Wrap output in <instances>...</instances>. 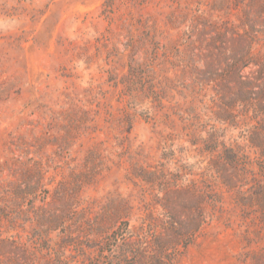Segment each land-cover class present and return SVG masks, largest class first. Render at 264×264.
<instances>
[{
	"label": "rangeland",
	"instance_id": "rangeland-1",
	"mask_svg": "<svg viewBox=\"0 0 264 264\" xmlns=\"http://www.w3.org/2000/svg\"><path fill=\"white\" fill-rule=\"evenodd\" d=\"M245 17L264 62V0H0V264H75L49 231L74 188L90 238L202 215L172 264H264V134L223 103Z\"/></svg>",
	"mask_w": 264,
	"mask_h": 264
},
{
	"label": "trees",
	"instance_id": "trees-1",
	"mask_svg": "<svg viewBox=\"0 0 264 264\" xmlns=\"http://www.w3.org/2000/svg\"><path fill=\"white\" fill-rule=\"evenodd\" d=\"M245 20L249 29L244 30L243 33H237L236 37L227 38L232 44L235 42L234 40H238V43L232 46L226 70L222 74L237 82V90L230 95L228 101L224 100L223 103L229 109V114H232L233 107L238 102L243 103V112L246 117L249 115V109H252V117L258 121L256 128H259L264 134V62H261L260 56L254 53V44L257 39L256 22L250 21L248 17H245ZM216 38L226 39L224 33L221 32ZM188 58L192 59L191 56ZM192 69L201 72L202 77L207 80H214L213 75L217 73L212 61L208 62L204 69H200L196 64ZM247 69L249 72H246ZM225 87L231 91L227 85ZM247 105H252L255 108H247ZM251 144L253 145L255 142ZM256 147L258 146L256 145ZM228 153L234 155L232 152ZM232 159L233 156H228L229 161ZM37 166L35 165V168ZM42 176L43 174L37 170L36 187L28 186L34 191L26 192L19 189L17 193L20 198L35 197L42 187L40 185ZM74 189L62 193L69 203L63 212L53 214L52 228L49 230L59 229L63 230L65 234L66 244L57 251V263L63 261L65 248L73 247L80 257H71L75 264H172L176 257L190 246L206 223L202 215H199L196 220L190 221L181 220V218H178V221L174 218V222L166 220L163 223V228L155 236L146 240V237L143 239L135 234L129 227V222L125 221L113 231L102 232L99 236L90 238L89 232L83 233L84 228L80 220L83 211L78 210L73 204L74 198L71 194ZM180 190L182 189L179 187L178 192ZM59 192L55 196L60 197ZM40 209L44 210L45 208L41 206ZM2 211L3 209L0 210V212ZM17 261L19 260L17 259Z\"/></svg>",
	"mask_w": 264,
	"mask_h": 264
}]
</instances>
